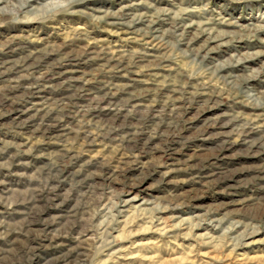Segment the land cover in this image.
Returning a JSON list of instances; mask_svg holds the SVG:
<instances>
[{
	"label": "rangeland",
	"instance_id": "rangeland-1",
	"mask_svg": "<svg viewBox=\"0 0 264 264\" xmlns=\"http://www.w3.org/2000/svg\"><path fill=\"white\" fill-rule=\"evenodd\" d=\"M0 264H264V0H0Z\"/></svg>",
	"mask_w": 264,
	"mask_h": 264
}]
</instances>
